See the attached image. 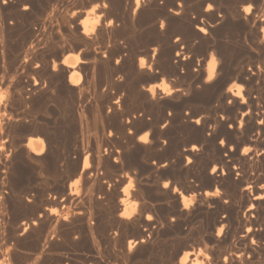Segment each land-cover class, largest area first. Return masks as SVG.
Returning a JSON list of instances; mask_svg holds the SVG:
<instances>
[{"label":"bare ground","instance_id":"1","mask_svg":"<svg viewBox=\"0 0 264 264\" xmlns=\"http://www.w3.org/2000/svg\"><path fill=\"white\" fill-rule=\"evenodd\" d=\"M0 240V264L79 243L89 264H264V0H0Z\"/></svg>","mask_w":264,"mask_h":264},{"label":"rangeland","instance_id":"2","mask_svg":"<svg viewBox=\"0 0 264 264\" xmlns=\"http://www.w3.org/2000/svg\"><path fill=\"white\" fill-rule=\"evenodd\" d=\"M234 32V33H233ZM236 34V35H235ZM222 36V35H221ZM224 36V35H223ZM241 36V37H240ZM20 35H18L16 32H13L12 33V36H11V40H13V42L14 43H17V42H19V40H20ZM18 40V41H17ZM245 42V40H244V37H243V35H242V33L240 32V30H235V29H233L232 31H231V34L229 35V37L227 38V40H226V38H222V41L224 42V45L226 46V48L228 49V52H229V49L231 48V49H233V50H235V52H238V50L239 49H241L242 48V46L244 45V42ZM226 42V43H225ZM243 42V43H242ZM243 44V45H242ZM228 52H226V55H227V59L229 60L230 58V54H228ZM75 53V52H74ZM230 53H231V51H230ZM239 54V53H238ZM8 60V61H7ZM9 62V63H8ZM9 64V65H8ZM7 66V67H6ZM7 68V69H6ZM12 69V64H11V60H9V59H6L5 60V63H4V71H5V74L7 75L8 74V76L10 77V78H12L13 76H14V73H13V71L11 70ZM7 71V72H6ZM9 71H11V72H9ZM9 72V73H8ZM13 73V74H12ZM158 76L160 77V78H163V81H164V83H168L169 85H171L172 87L173 86H175L176 85V82H174L173 80H172V78L168 75V74H162V75H160V74H158ZM141 77H143V78H145V77H147V75H143V76H141ZM160 78L159 79H157V80H155V81H152V82H149L148 81V83H155V82H159L160 81ZM143 83V82H142ZM139 83L137 82V81H133L132 82V86L134 87H136L137 85H138ZM143 84H145V85H147V82H145V83H143ZM2 92H4V91H2ZM86 97H90L88 94H86L85 95ZM85 97V99L83 100V110L85 111V122L87 123V125H88V127H89V129L90 130H92V125H93V117L91 116V114H90V111H88L90 108V106H91V104H93V102H92V100H91V98H86ZM88 100H90V104H89V101ZM86 101H88L86 104H85V102ZM85 105H86V108H85ZM87 106H88V108H87ZM87 113V114H86ZM90 114V115H89ZM87 116V117H86ZM88 119V121L89 122H87V119ZM90 124V125H89ZM162 126V123H160L159 124V126H158V129H160V127ZM137 127H140V124H138L137 125ZM142 132H139V133H135V135H133V139L134 140H136V137L139 135V134H141ZM195 136V134H193L192 132H188V131H183V132H181L180 134H178V135H175V136H173V141L174 142H181V141H183V140H185V139H187V138H190V137H194ZM152 137H151V135L149 136V139H151ZM157 153L158 154H162V151H157ZM21 169L22 170H24V168L23 167H21ZM135 170H136V172H138V173H140L141 175L140 176H142V179L140 178V180H141V185H143L144 187H146V188H149V189H153L154 188V186H155V184L153 183V182H151V183H145V179L146 178H151V179H153V180H155V178H154V176H153V174L152 173H148V172H141L137 167L135 168ZM148 176V177H147ZM144 177V178H143ZM203 181H205V179L203 180ZM144 183V184H143ZM136 184V185H135ZM134 184V189H136L137 188V186H138V183H135ZM161 184V183H160ZM106 187L108 188V186L106 185ZM177 188L178 189H180V186H179V184L177 185ZM1 241V240H0ZM2 242V241H1ZM0 242V243H1ZM81 244V245H80ZM83 243H79V244H76L75 246H69V247H65V248H63V250H61V251H59V252H63V253H68V251H69V253L68 254H70V252L71 253H73L74 254V257H73V255L72 254H70L72 257H73V259L75 260V263L74 264H89V261H84L85 259L86 260H88L87 258H88V256H89V253H88V248H87V246L85 245V244H83ZM78 245V246H77ZM85 246V247H84ZM72 247V248H71ZM79 247V248H78ZM82 247V248H81ZM201 247V249H202V251H201V253L197 256V259H199V260H202V261H211V259L210 258H208V256L207 255H209L210 254V248L209 247H205V246H200ZM5 249V248H4ZM66 249V250H65ZM69 249H71V250H69ZM68 250V251H67ZM73 251V252H72ZM27 252H29V251H27ZM78 252V253H77ZM30 253V252H29ZM62 253V254H63ZM87 254V255H86ZM76 257V258H75ZM82 257V258H81ZM87 257V258H86ZM78 258V259H77ZM151 258H153V257H151ZM82 259V260H81ZM210 259V260H209ZM142 260L144 261V262H142ZM147 259H138V261L137 260H135L134 262H133V264H148V261H146Z\"/></svg>","mask_w":264,"mask_h":264},{"label":"snow or ice","instance_id":"3","mask_svg":"<svg viewBox=\"0 0 264 264\" xmlns=\"http://www.w3.org/2000/svg\"><path fill=\"white\" fill-rule=\"evenodd\" d=\"M100 5L97 4L96 8H99ZM104 7H107V5L105 4ZM208 8L211 9L212 5H208ZM96 9L94 8L93 11H95ZM245 11H249V9H245ZM201 31H204L203 29H201ZM236 95H239V93H236ZM198 122V121H197ZM142 139H146V137H142ZM165 187H168V185L166 184ZM149 219H152V217H149Z\"/></svg>","mask_w":264,"mask_h":264}]
</instances>
